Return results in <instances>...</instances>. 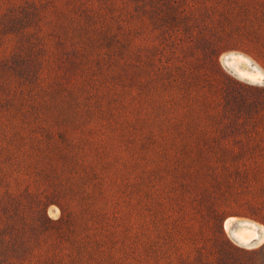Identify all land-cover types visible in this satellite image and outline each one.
Returning a JSON list of instances; mask_svg holds the SVG:
<instances>
[{
	"label": "rangeland",
	"instance_id": "1",
	"mask_svg": "<svg viewBox=\"0 0 264 264\" xmlns=\"http://www.w3.org/2000/svg\"><path fill=\"white\" fill-rule=\"evenodd\" d=\"M263 78L264 0H0V238L17 264L261 248Z\"/></svg>",
	"mask_w": 264,
	"mask_h": 264
},
{
	"label": "trees",
	"instance_id": "2",
	"mask_svg": "<svg viewBox=\"0 0 264 264\" xmlns=\"http://www.w3.org/2000/svg\"><path fill=\"white\" fill-rule=\"evenodd\" d=\"M231 259L227 264H241L237 263V259L244 257L248 263L243 264H263L262 258H264V245L259 249L254 250H239L229 243H225ZM21 248L20 242L18 243L15 238L11 235L9 239H6L5 236L0 238V264H17L16 258L18 257L19 249Z\"/></svg>",
	"mask_w": 264,
	"mask_h": 264
},
{
	"label": "bare ground",
	"instance_id": "3",
	"mask_svg": "<svg viewBox=\"0 0 264 264\" xmlns=\"http://www.w3.org/2000/svg\"><path fill=\"white\" fill-rule=\"evenodd\" d=\"M240 72L243 75H246L252 79H260L263 77L262 72L259 70H255V71L254 70H251V71L250 70H240ZM233 220H236V219H233L232 217L226 219L224 225L227 228L230 236L234 240H236L242 245H246L247 243L251 242L253 239H257V243L260 242L259 240L261 239V234L259 233V228L262 231V227L258 226L256 223H253V222L238 220V224L233 226L230 230V226ZM246 223L250 225L237 228L238 225H244Z\"/></svg>",
	"mask_w": 264,
	"mask_h": 264
},
{
	"label": "water",
	"instance_id": "4",
	"mask_svg": "<svg viewBox=\"0 0 264 264\" xmlns=\"http://www.w3.org/2000/svg\"><path fill=\"white\" fill-rule=\"evenodd\" d=\"M230 53H226V54H224V56H223V58H222V60H223V62L225 63V65L227 66V60H228V58L230 57ZM264 79V78H263ZM238 224V220H233L232 221V223H231V226H230V230H231V228L233 227V226H235V225H237ZM256 244H258L257 243V239H253L251 242H249V243H247L246 244V246H254V245H256Z\"/></svg>",
	"mask_w": 264,
	"mask_h": 264
}]
</instances>
